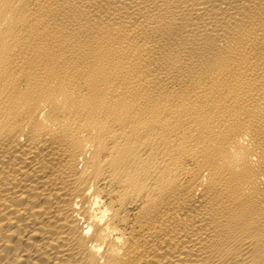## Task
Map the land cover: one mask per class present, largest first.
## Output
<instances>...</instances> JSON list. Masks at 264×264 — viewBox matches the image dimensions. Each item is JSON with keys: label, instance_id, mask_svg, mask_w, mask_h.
<instances>
[{"label": "bare ground", "instance_id": "obj_1", "mask_svg": "<svg viewBox=\"0 0 264 264\" xmlns=\"http://www.w3.org/2000/svg\"><path fill=\"white\" fill-rule=\"evenodd\" d=\"M0 264H264V0H0Z\"/></svg>", "mask_w": 264, "mask_h": 264}]
</instances>
